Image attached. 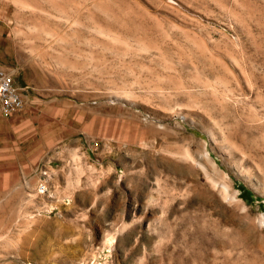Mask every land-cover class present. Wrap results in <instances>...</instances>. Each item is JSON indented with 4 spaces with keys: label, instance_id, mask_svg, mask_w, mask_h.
Instances as JSON below:
<instances>
[{
    "label": "rangeland",
    "instance_id": "rangeland-1",
    "mask_svg": "<svg viewBox=\"0 0 264 264\" xmlns=\"http://www.w3.org/2000/svg\"><path fill=\"white\" fill-rule=\"evenodd\" d=\"M0 68V264H264V0H0Z\"/></svg>",
    "mask_w": 264,
    "mask_h": 264
},
{
    "label": "built area",
    "instance_id": "built-area-1",
    "mask_svg": "<svg viewBox=\"0 0 264 264\" xmlns=\"http://www.w3.org/2000/svg\"><path fill=\"white\" fill-rule=\"evenodd\" d=\"M24 106V88L17 82L15 74L0 68V117H9ZM42 184V188H45Z\"/></svg>",
    "mask_w": 264,
    "mask_h": 264
},
{
    "label": "bare ground",
    "instance_id": "bare-ground-1",
    "mask_svg": "<svg viewBox=\"0 0 264 264\" xmlns=\"http://www.w3.org/2000/svg\"><path fill=\"white\" fill-rule=\"evenodd\" d=\"M205 156H206L208 159H210V153L206 152V153H205Z\"/></svg>",
    "mask_w": 264,
    "mask_h": 264
}]
</instances>
